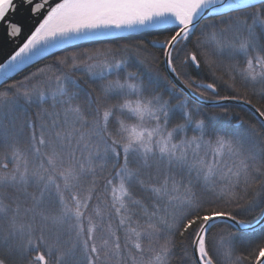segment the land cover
I'll list each match as a JSON object with an SVG mask.
<instances>
[{"label": "snow or ice", "instance_id": "obj_1", "mask_svg": "<svg viewBox=\"0 0 264 264\" xmlns=\"http://www.w3.org/2000/svg\"><path fill=\"white\" fill-rule=\"evenodd\" d=\"M21 7L36 25L0 62V264H264V0H0L9 38ZM141 31L168 33L151 43L174 79L141 44L15 78L53 49ZM202 65L213 82L189 75Z\"/></svg>", "mask_w": 264, "mask_h": 264}, {"label": "trees", "instance_id": "obj_2", "mask_svg": "<svg viewBox=\"0 0 264 264\" xmlns=\"http://www.w3.org/2000/svg\"><path fill=\"white\" fill-rule=\"evenodd\" d=\"M168 36L167 32L160 33L157 31H153L152 33L146 32V31H141V32H132V33H126L125 35L121 36H115L112 38L108 39H97V40H92L89 42H84V43H78L75 45L71 46H66L64 48H61L57 51L51 52L50 54H47L36 61H33L30 63L26 68L21 69L20 73L14 74L16 80H21L25 75H29L32 72H35L38 68H43L47 64H52L54 57L58 56H71L72 54L76 52H80L82 50L86 49H94L97 47H107V48H117V47H123L124 45H129V46H135L136 44H141L145 49L146 53L145 54H152L154 56L159 57V63L155 66L156 70L160 72L161 75L168 76L165 66H164V57L162 55V50L161 48L153 47L150 43L155 39L158 41H163L166 37ZM195 38H193L194 42ZM180 48V46H178ZM192 50V43L188 44V47L183 49V51H189ZM183 51L181 52V56L183 55ZM175 56V53H174ZM199 59V57H198ZM178 63V61H177ZM136 70V69H132ZM147 71V69H141V72ZM189 75L192 77L193 80H195L197 83H209L213 82V78L207 68H205L203 65L201 68L197 69L195 67H191L188 69ZM170 79V78H169ZM171 80V79H170ZM15 82L12 79H9L8 83H13ZM6 88L7 85H4ZM3 89H0L2 91ZM179 91L180 89L177 88ZM218 91L220 95H227L231 94L230 90L227 89L226 87L219 86L218 85ZM210 93V91H209ZM194 94V93H193ZM196 95V94H195ZM198 96V95H196ZM199 97V96H198ZM200 98V97H199ZM191 100V99H190ZM192 101V100H191ZM192 103L196 106H199L201 108H206V109H212L214 107L210 106H204L201 104H198L194 101ZM252 104L255 105L256 107L261 108L262 111H264V99H261L259 96L253 97ZM222 106L227 107L230 110V115L233 118V121H236L237 119L239 120H244L249 123H255L258 118L247 108L235 104H224ZM218 110V109H217ZM35 111V110H34ZM179 122V121H175ZM192 133H189L191 135ZM254 217L260 218V214L256 213L254 214ZM254 217H248V219H253ZM219 227L214 229V231H219L220 228H223L224 225L227 224V222H217L215 223ZM234 230V229H233ZM244 255H247V251H244ZM172 264H181L180 262V257L179 253L173 258ZM246 264H251L250 261H246Z\"/></svg>", "mask_w": 264, "mask_h": 264}, {"label": "water", "instance_id": "obj_3", "mask_svg": "<svg viewBox=\"0 0 264 264\" xmlns=\"http://www.w3.org/2000/svg\"><path fill=\"white\" fill-rule=\"evenodd\" d=\"M10 18L24 23L25 27H24V30L19 37L9 38L4 33V27H5L4 23L0 22V62H3L5 57L9 53H11L13 49H15L17 47V45H20L24 41L25 37L28 36L32 30H34V26L36 25V20L33 19L30 16V14L26 11V9L23 7H21L15 14L11 15ZM130 33H132V32H130ZM115 36H118V35L106 36V37H102V38H107V37L112 38ZM77 42H79V41H77ZM77 42H75V43H77ZM75 43H73V44H75ZM73 44H70V45H73ZM150 44L152 45V43H150ZM65 46H67V45H65ZM153 47L160 48L159 45H156ZM55 50H57V49H53L52 51H55ZM37 59H39V58H36L33 61H36ZM164 66H165V70H166L169 78L174 79V77L172 76L170 71L167 69L165 63H164ZM177 88H179L180 90L183 89L184 94L189 99H191L192 101H194L198 104L204 105V106L215 107L214 101L202 100L201 98H199L196 95H194L193 93H191L188 89L184 88V86L179 84V82H177ZM209 91L211 92V90H209ZM220 103H221V105L235 104V105L243 106V107L247 108L248 110H250L259 119L258 114L255 112V109L252 107V105L245 104L242 101H222ZM259 219H260V223L264 224V216H260ZM217 222H220V221L217 220V221H214L213 223H217ZM223 222L228 223V221H223Z\"/></svg>", "mask_w": 264, "mask_h": 264}, {"label": "rangeland", "instance_id": "obj_4", "mask_svg": "<svg viewBox=\"0 0 264 264\" xmlns=\"http://www.w3.org/2000/svg\"><path fill=\"white\" fill-rule=\"evenodd\" d=\"M127 33V32H126ZM126 33H124V34H122V35H125ZM118 36H121V35H118ZM100 39H108V37L107 38H100ZM84 42H89V41H79V42H77V43H75V44H78V43H84ZM75 44H73V45H75ZM67 46H71V45H67ZM64 47H66V46H64ZM64 47H62V48H64ZM107 47H104V46H102V47H97V48H94V49H86V50H82V51H80V52H76V53H81V52H88V53H91L92 51H94L95 49H106ZM61 49V48H60ZM57 50H59V49H57ZM57 50H55V51H57ZM52 52H54V51H52ZM73 55V54H72ZM209 91V90H208ZM209 101H211V100H209Z\"/></svg>", "mask_w": 264, "mask_h": 264}]
</instances>
